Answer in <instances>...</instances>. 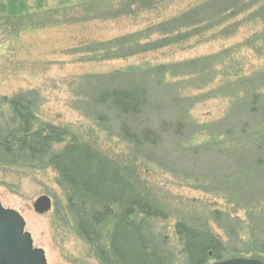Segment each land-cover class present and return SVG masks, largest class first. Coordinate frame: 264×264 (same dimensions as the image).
<instances>
[{"label":"trees","instance_id":"trees-1","mask_svg":"<svg viewBox=\"0 0 264 264\" xmlns=\"http://www.w3.org/2000/svg\"><path fill=\"white\" fill-rule=\"evenodd\" d=\"M139 1H148L152 8L154 0L133 3ZM242 15L264 24V0H210L146 31L87 48L94 55L101 54L95 55L98 61L128 59L184 46L190 38L204 36ZM229 28H223L226 37L233 35L237 26L231 31ZM157 33L163 37L149 40ZM250 42L248 46L263 56L264 29ZM226 54L85 77L89 82L81 89L87 96L79 105L99 128L130 145L137 156L151 157L171 138L176 140V147L188 149L196 160L213 159L214 166L194 180L209 192L233 193L237 205L225 199L237 210H260L264 216V96L260 93L264 72L228 81L206 97L178 92L193 86L198 77L203 83L196 85L197 89L210 85L219 75L216 66ZM168 76L172 81L183 79L172 82ZM218 96L232 98L229 113L200 128L198 132L207 133L209 139L192 146L197 131L190 123L191 110ZM2 105L6 110L0 108V168L19 173L54 170L58 186L67 192L79 235L102 264H178L179 256L153 224L167 220L170 209L161 206L137 165L109 156L96 142L70 127L43 122L38 114L41 98L37 91L5 97ZM204 205L208 209L209 205ZM212 210L208 212L210 220L186 214L177 217L175 235L182 246V264H210L238 254L229 244L244 240L240 219L231 216L233 211ZM209 222L220 224L226 243ZM247 241L255 247L253 257L264 254V231L251 232Z\"/></svg>","mask_w":264,"mask_h":264},{"label":"rangeland","instance_id":"rangeland-1","mask_svg":"<svg viewBox=\"0 0 264 264\" xmlns=\"http://www.w3.org/2000/svg\"><path fill=\"white\" fill-rule=\"evenodd\" d=\"M133 1L0 0V108L6 110L2 105L5 97L37 91L41 98L38 114L43 122L70 127L88 141L96 142L109 156L137 165L139 174L160 200L161 206L170 209L167 220L152 223L156 232L168 239L173 252L179 256L178 264L183 263L184 256L175 235L177 217L186 214L210 217V220L208 212L216 208L222 212L233 211L231 216L240 219V235L244 240L229 244L231 250L238 252L232 258L264 262V254L253 257L251 253L255 247L247 241L251 232L264 231V216H260V210H237V199L233 193H212L194 180L198 174L205 175L207 167L214 166L213 159L196 160L191 151L176 147V140L171 138L151 157L137 156L130 145L99 128L79 105L87 96L81 89L83 84L88 85L85 77L108 75L130 67L176 64L227 51L216 66L220 73L210 85L197 89L196 85L203 83L198 77L193 86L178 89L187 97H206L228 81L264 72V55H258L248 46L264 29V24L248 21L247 15H242L204 36L190 38L184 46L168 47L128 59L98 61L96 57L101 54L95 56L88 46L94 48L101 43L146 31L210 0H154L152 8L148 1L137 4ZM130 11L135 12L131 14ZM229 26L230 31L237 28L233 35L226 37L223 28ZM161 37L163 35L157 33L149 40ZM180 79L172 81L168 76L172 82ZM260 93L264 96V86ZM231 106L232 98L222 96L196 104L190 112V123L197 131L191 145L206 142L209 135L199 133V129L226 117ZM56 180L57 173L52 169L19 173L0 168L2 205L22 215L26 231L31 233L34 246L45 251L48 264H102L92 247L79 235L69 211L67 192L58 186ZM41 196L52 200L50 212L43 215L34 209ZM225 198H230L235 205ZM204 204L209 205L208 209ZM209 223L213 232L226 243V232L220 224ZM246 252L249 254L245 255Z\"/></svg>","mask_w":264,"mask_h":264},{"label":"water","instance_id":"water-1","mask_svg":"<svg viewBox=\"0 0 264 264\" xmlns=\"http://www.w3.org/2000/svg\"><path fill=\"white\" fill-rule=\"evenodd\" d=\"M52 200L41 196L34 204L36 213L50 212ZM0 264H48L45 251L34 248L33 239L26 231V221L13 209L3 207L0 198ZM211 264H264L250 258H232Z\"/></svg>","mask_w":264,"mask_h":264}]
</instances>
